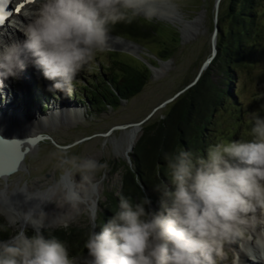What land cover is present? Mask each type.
Here are the masks:
<instances>
[{
  "label": "clouds",
  "instance_id": "obj_1",
  "mask_svg": "<svg viewBox=\"0 0 264 264\" xmlns=\"http://www.w3.org/2000/svg\"><path fill=\"white\" fill-rule=\"evenodd\" d=\"M9 3L0 0V24L17 19L24 38L0 29V89L31 65L51 81L49 92L67 97L79 73L110 51L115 25L159 22L181 8V0H18L9 12ZM248 119L245 137L214 142L204 154L164 152L167 181L153 186L158 210L145 193L117 192L106 223L93 190L109 163L75 145L58 148L50 153L58 175L19 185L21 199L0 211V264H243L242 256L264 264V115ZM82 218L85 238L74 253L55 233Z\"/></svg>",
  "mask_w": 264,
  "mask_h": 264
},
{
  "label": "rangeland",
  "instance_id": "obj_2",
  "mask_svg": "<svg viewBox=\"0 0 264 264\" xmlns=\"http://www.w3.org/2000/svg\"><path fill=\"white\" fill-rule=\"evenodd\" d=\"M214 1L181 0V8L177 12L179 21L162 20L147 23L140 18L131 24L115 25L110 35L116 38L110 36L109 45L111 47L124 45L123 42H117L121 38L120 40L126 44L132 43L137 46L140 57L112 48L106 53L99 54L92 71L85 69L79 73L76 89L70 97L59 92L54 96L49 92L47 88L51 81L39 73L31 75V72L35 73L36 68L29 71L32 81L25 82L29 83L28 86L20 77L12 78L6 86V90L9 91L0 92V107L5 104V97L16 92L19 100L25 101L22 106H27L34 115L38 113L41 116L47 115L50 108L58 104L75 105L81 109L75 117L63 116L56 119L54 124L43 123L41 128L36 130L42 135L50 136L52 141L50 139L40 141L26 155L19 171L9 175L5 180L0 179V211L7 209L10 212L12 201L21 199L19 193H15L19 185L25 182L44 183L58 175L54 166L55 161L50 158V153L61 148L55 143L65 148L75 145L72 151L77 154L107 160L109 163L107 175L98 180L93 190L94 194L100 197V207L104 210L108 205L109 197L116 195L120 189L124 169L134 167L133 152L136 144L145 134V130L153 122L161 119L169 105L190 88L187 86L194 80L200 65L209 56ZM226 7V0H221L218 14L223 15ZM162 55H167L168 58H161ZM252 57L253 59L248 61L246 67L238 69L234 74L236 79L231 84L236 94L235 100L230 98L223 106H218L211 123L206 126V140L202 145L191 150L204 154L208 146L214 142L245 137L250 127L249 115L257 111L264 115V45L262 50H256ZM145 59L159 66L160 71L152 72L147 69ZM116 61L125 64L127 69L124 75L132 71L146 72L143 87L128 100L120 99L114 105L97 106L89 110L88 104L82 99L85 93L82 84L108 78L112 74L121 79L120 65L115 63ZM207 68H210L209 76L213 82L221 88L227 86L220 82L222 75L215 66L209 65ZM171 97H173L171 101L158 108L142 123L133 150L129 155L124 154L128 127L126 129L112 128L143 119L154 107ZM24 112L29 114L25 110ZM47 207L52 209L53 205ZM158 208L159 201H156L152 209L158 210ZM71 227H87L86 220L82 218Z\"/></svg>",
  "mask_w": 264,
  "mask_h": 264
},
{
  "label": "trees",
  "instance_id": "obj_3",
  "mask_svg": "<svg viewBox=\"0 0 264 264\" xmlns=\"http://www.w3.org/2000/svg\"><path fill=\"white\" fill-rule=\"evenodd\" d=\"M223 15L218 14L219 31L216 38L217 52L212 66L222 75L220 82L229 85L221 88L209 76L206 69L199 79L172 102L164 116L145 130L136 144L132 162L133 168H125L118 192L136 199L144 193L152 205L160 200L161 193L153 186L162 180L167 181L163 153L174 148L193 149L206 140V126L211 123L218 106H223L230 98L235 100L232 81L238 69L253 59L256 50L264 45V0H226ZM168 58V56H161ZM120 65L121 79L113 76L83 85V101L89 110L97 106L114 105L120 99H127L139 92L146 81V72L132 71L128 75L124 63ZM91 87V88H88ZM76 95V94H75ZM118 196L111 195L108 205L102 212V223L113 215ZM87 227H70L67 231L58 230L55 234L66 240L72 251L82 249Z\"/></svg>",
  "mask_w": 264,
  "mask_h": 264
},
{
  "label": "bare ground",
  "instance_id": "obj_4",
  "mask_svg": "<svg viewBox=\"0 0 264 264\" xmlns=\"http://www.w3.org/2000/svg\"><path fill=\"white\" fill-rule=\"evenodd\" d=\"M20 19H23V17H20ZM171 20L174 21H179V15L178 13L175 14V16L169 18ZM12 23L14 24H10V28L14 29V27H19V23L17 21V19H15ZM15 27V30H17ZM18 31V30H17ZM20 31H18V35L20 36L19 39H23L24 36L21 34H19ZM112 36V35H110ZM114 38H116L115 36H112ZM117 42H123L124 45L126 44V42H124L123 40L118 39ZM118 45V46H122ZM111 47V45H110ZM113 47V46H112ZM137 48V46H136ZM165 65V64H164ZM32 68H35L34 66H30V65H26V67L23 69V71L20 74V78L23 79L22 81L25 83L26 81H32V78H30L29 74H30V70ZM24 70H26V73H24ZM39 69H35V73L33 74H41V71ZM154 70V69H153ZM160 69L156 68V70H154L155 72H158ZM40 75V76H41ZM12 78H9L6 81V85L11 82ZM26 84V83H25ZM29 83H27L26 85L28 86ZM9 85V84H8ZM9 88V87H8ZM21 89V88H20ZM9 90H6V87L3 88L2 91L0 92H7ZM22 92V91H21ZM18 93L13 92L11 95H9L8 97H5V104L0 107V132L4 133L6 135H13L18 133L19 135H25V134H36L38 133L36 130L38 128H41V126L43 125V123L45 124H50L56 122V119L61 118V117H75V115H77L80 112L79 107L75 106V105H57L56 107L53 106L52 108H50V112L47 115L41 116L40 113H38L37 115L32 114V112H30V110L28 109L27 106H22L23 102L25 101H20L19 97L17 95ZM11 97H14L13 99H11ZM13 107V108H11ZM56 108V109H54ZM24 110L26 112H28L29 114H26L24 112ZM53 117V118H52ZM129 129V130H128ZM128 129L126 130V138H125V147H124V154L129 155V153L133 150L137 139L139 137L140 134V127L138 126H132V127H128ZM1 210V209H0ZM243 260V264L245 263V260L249 261L250 263L252 262L251 259H249L248 257H242ZM254 262V261H253ZM259 264V262H258Z\"/></svg>",
  "mask_w": 264,
  "mask_h": 264
},
{
  "label": "water",
  "instance_id": "obj_5",
  "mask_svg": "<svg viewBox=\"0 0 264 264\" xmlns=\"http://www.w3.org/2000/svg\"><path fill=\"white\" fill-rule=\"evenodd\" d=\"M220 1L221 0H215L213 5L214 18H213V30L210 37V54L202 62L194 80L187 87L192 86L199 79L201 74L211 64L212 60L216 55L217 52L216 38L219 31L218 10H219ZM164 20L171 21V19L169 18H166ZM110 48L118 51L127 52L129 54L135 55L136 57H140V54L137 52L138 49L132 43H127L122 46L117 45ZM148 67L151 70H153V67H151L150 65H148ZM154 69H156L155 66ZM172 99L173 97L168 98L159 105H157L156 107H154L143 119L131 124L116 125L112 129L114 128L126 129L127 127H132V126H138L141 128L143 122H145L158 108H160L167 102L171 101ZM44 139H50L52 141L50 136H45L42 135L41 133H36L31 135L29 134L19 135L18 133H16L13 135H6L0 132V179L5 180L9 175H12L17 171H19L23 166L24 158L26 157V155L29 154L32 151V149L35 146H37V144L40 141ZM55 145L58 147H64L56 143Z\"/></svg>",
  "mask_w": 264,
  "mask_h": 264
},
{
  "label": "flooded vegetation",
  "instance_id": "obj_6",
  "mask_svg": "<svg viewBox=\"0 0 264 264\" xmlns=\"http://www.w3.org/2000/svg\"><path fill=\"white\" fill-rule=\"evenodd\" d=\"M146 60V63L148 64V65H150L151 67H153V69H154V66H155V64H153L152 62H150L148 59H145ZM147 64H145V66L147 67V69H149L150 71H152V72H155L154 70H156V69H154V70H151L149 67H148V65ZM163 66H164V64H163ZM162 66V67H163ZM156 68H157V70H158V68H159V66H155ZM146 69V70H147ZM159 69H161V68H159ZM160 71V70H159ZM158 71V72H159ZM147 72H148V70H147ZM130 98V97H129ZM129 98H127V99H125V100H128ZM150 126H154V122H153V124L152 125H150Z\"/></svg>",
  "mask_w": 264,
  "mask_h": 264
},
{
  "label": "snow or ice",
  "instance_id": "obj_7",
  "mask_svg": "<svg viewBox=\"0 0 264 264\" xmlns=\"http://www.w3.org/2000/svg\"><path fill=\"white\" fill-rule=\"evenodd\" d=\"M28 2H32V0H28ZM23 4H20L18 7H16V11L19 12L21 10V8H23Z\"/></svg>",
  "mask_w": 264,
  "mask_h": 264
}]
</instances>
